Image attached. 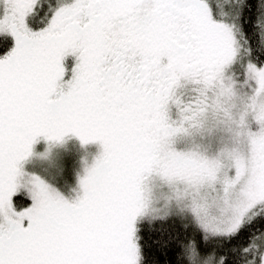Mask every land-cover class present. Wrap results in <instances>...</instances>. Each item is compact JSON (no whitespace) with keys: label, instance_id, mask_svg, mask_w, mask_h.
Listing matches in <instances>:
<instances>
[{"label":"snow or ice","instance_id":"1","mask_svg":"<svg viewBox=\"0 0 264 264\" xmlns=\"http://www.w3.org/2000/svg\"><path fill=\"white\" fill-rule=\"evenodd\" d=\"M69 134L101 148L72 200L22 167ZM153 244L264 264V0H0V264Z\"/></svg>","mask_w":264,"mask_h":264},{"label":"rangeland","instance_id":"2","mask_svg":"<svg viewBox=\"0 0 264 264\" xmlns=\"http://www.w3.org/2000/svg\"><path fill=\"white\" fill-rule=\"evenodd\" d=\"M76 141L80 158L73 185L70 176L72 172L67 170L65 160V156L69 153V143L72 142V134L65 136L61 142H49L43 137L38 138L33 146V154L23 162L24 178L30 179L32 176H37L66 199H75L80 191V177L85 174V168L93 163L101 150L99 143L82 144L78 137ZM48 175H52L51 180L47 177Z\"/></svg>","mask_w":264,"mask_h":264},{"label":"trees","instance_id":"3","mask_svg":"<svg viewBox=\"0 0 264 264\" xmlns=\"http://www.w3.org/2000/svg\"><path fill=\"white\" fill-rule=\"evenodd\" d=\"M68 62L69 64L71 63V58H69ZM77 144L78 142L76 141V136L72 135V142L69 143V148H68L69 153L67 156H65L66 168L70 173L72 172V174H70L71 179H72V185L75 182L74 181L75 171L77 167L79 166V158H80L79 156L80 151L78 150ZM64 146L66 148V144H64ZM47 177L50 179L52 175H48ZM153 239H155V237L152 234L146 233V241L149 244H151ZM149 257L150 258L155 257L159 261V264H172V261L174 260V253L170 251L167 255H164L158 249V246L153 244L151 248L149 249Z\"/></svg>","mask_w":264,"mask_h":264}]
</instances>
